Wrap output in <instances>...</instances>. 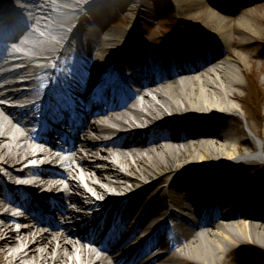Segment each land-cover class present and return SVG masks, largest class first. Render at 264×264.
<instances>
[{
	"label": "bare ground",
	"instance_id": "obj_1",
	"mask_svg": "<svg viewBox=\"0 0 264 264\" xmlns=\"http://www.w3.org/2000/svg\"><path fill=\"white\" fill-rule=\"evenodd\" d=\"M114 1L125 6L131 0H0V36L5 35V45L0 50V100L26 105V110L21 111V106L0 103V164L10 168L7 176L14 182L9 186L0 180L4 186L2 192L10 188L19 197L27 192L25 180L32 168L22 169L21 165L33 156L28 147L38 149L36 156L43 158L41 167H33L41 176L32 183L35 194L25 198L30 202L26 211L36 223L27 215L13 217L16 206L11 201L17 203L15 196L9 197L11 201L5 199L7 203L0 199V264H260L264 259V205L257 204L258 199L253 200L250 187L261 188L260 195L264 196V134L259 141L243 135L236 118L241 111L237 102H244V97L237 91L243 83L234 63L239 64L245 58L232 49L249 51L263 36L250 19L240 16L236 22L223 20L212 8L236 17L240 11L250 9L251 5L246 4L252 0H225L224 3L170 0L179 19L176 29L181 36L179 44L204 50L197 43H206L205 39L211 37L222 47L215 50L216 55L208 62L157 76L150 70L145 73L139 54L151 62L172 46V40H163L162 49L153 51L152 47L159 44L153 35L141 39L153 43L151 46L139 48L132 42L137 38L138 29L150 24L154 17L149 9L151 3L137 0L130 25L120 21L119 28H115L111 26L113 21L96 14L97 10L105 13ZM90 14H94V19ZM253 17L264 22L263 16L253 13ZM97 22L101 26L95 28ZM76 51H83L84 68L89 71L108 67L111 74L101 86L109 84L112 74L134 60L137 79L126 78L135 88H129L128 98L114 108L81 120L77 140L70 145L72 160L64 161L52 148H47L51 135L45 147L41 146L44 142L37 141L19 146L26 138L33 140L36 132L28 133L26 129V133L20 134L17 130L14 138L9 133L17 123L26 128L33 125L37 118L29 114L45 98V86L33 83L37 81L30 71L34 68L48 72L52 74L48 76L50 81L64 77L66 71L60 70L63 64H72L66 56L75 55ZM32 61H40L41 65L32 66ZM20 63L21 67L11 69ZM21 78L23 81L18 80ZM7 88L11 90L4 92ZM121 95L117 83L115 96ZM94 106L90 113H95ZM218 123L226 125L225 133L219 134ZM179 125H183L182 133L169 132L170 126ZM249 125L258 132L256 126L250 122ZM52 163L71 164L75 178L81 170L82 182L98 196L112 191L129 196L120 202L126 218L136 213L133 208L147 202L146 199H152L151 207L141 215L143 219L128 239L122 232L110 235L101 248L98 246L101 254L97 255L94 247L87 248L88 244H98L97 231L89 235L80 232L92 219L85 214L82 195L91 194L81 181L75 180L62 191L67 174L65 170L53 168ZM15 167L19 169L16 171ZM223 168L231 171L224 178L230 185L235 184L231 188L237 190L235 194L226 193V181L215 178ZM167 175H172L171 179L166 180ZM202 177L208 179L194 184L193 179ZM75 188L81 195L71 191ZM208 190L221 192L214 203L228 208L221 212L211 209L208 202L212 199L201 206L200 197ZM136 191L138 194L130 197ZM257 194L255 191L254 196ZM51 199H56V218L37 216L33 207ZM92 199L95 200L93 196ZM68 201L76 204L78 210H69ZM245 202L251 209L233 206ZM195 216L200 223L192 222ZM67 218L75 229L66 224L61 226V220ZM177 219L186 221L192 228L174 224ZM16 222L25 223L19 232L14 229ZM168 230L173 233V239L161 245L158 237ZM150 233L152 236L143 244L131 248L137 237ZM141 241L142 238L138 243ZM149 248L157 253L150 255ZM235 250L238 255L234 258L231 253Z\"/></svg>",
	"mask_w": 264,
	"mask_h": 264
},
{
	"label": "rangeland",
	"instance_id": "obj_2",
	"mask_svg": "<svg viewBox=\"0 0 264 264\" xmlns=\"http://www.w3.org/2000/svg\"><path fill=\"white\" fill-rule=\"evenodd\" d=\"M96 1V0H93ZM136 1L137 0H131L128 2L127 5H122L119 2H111L109 7L107 8V15L106 18L110 19L111 23L113 21V24H111V26H115V28H119V22L124 21V24H128L127 26L130 25L129 21L131 19L132 16V12L134 11V8L136 6ZM218 2L224 3L225 0H216ZM148 4L151 3V5H149V9L151 10V12L153 13V18L150 24L138 29V31L136 32L137 38L133 39V45L137 46V47H142V46H151L150 42H143L141 41L142 38L146 37V36H152L156 37V39L159 40V44L158 46H162L163 44V40L165 39H170L172 40V42H174V40H176V38L179 36L181 37L179 34L176 33V29L178 27L179 24V19L177 14L174 12V9L172 8V6L170 5V0H147ZM246 5H251L250 9L246 10V11H240L239 15L236 17L224 14L222 12H220L217 8L212 7L216 12H218L221 15V18L223 20H232L233 22H236L240 16H243L247 19H250L251 22L253 21V23H255L261 30V36L262 37V41L259 42L258 44L256 43L254 45V47H252L251 50L247 51V50H240L239 48H233L232 52H241L242 55L244 56L245 60H242L238 63H234L237 71H238V76L241 79L242 83H243V87L242 88H237L236 90L243 95L244 97V102H237L240 106H241V111L240 113H237L236 118L240 123V127L243 131V135L251 137L253 140L255 141H259L262 140V136L264 134V22L263 21H255V17H253V13L254 14H258L260 16L264 17V0H252L250 2H247ZM56 8V7H55ZM238 13V12H236ZM94 19V17H92ZM114 18H116V21L114 22ZM252 18V19H251ZM117 22V25H115V23ZM123 25V24H121ZM208 33V32H206ZM81 35V34H80ZM80 35H78V38L81 40ZM178 37V38H179ZM149 38V37H148ZM251 39V38H249ZM145 40V38H144ZM28 53H30V51H28ZM232 53V54H233ZM69 56H66V58L68 59ZM225 58V57H224ZM38 64H41V62H36ZM52 65L54 64L53 62ZM21 65L23 64H17L14 67H11V69L15 68V67H21ZM64 65V64H63ZM65 66H63V68H61L60 70H64ZM23 81V78L18 79ZM128 86H130L131 88H135L134 85H132L130 82L127 83ZM159 85H161V83H159ZM11 89L7 88L5 89L4 92H8ZM152 95V94H151ZM0 103L4 104L7 106L9 104L13 106H21L22 109H20L21 111L26 110L25 106L22 103H18L20 105H17L16 103H11L8 102L6 100H0ZM1 112V110H0ZM27 118L25 117V120ZM249 122L251 124H253L254 126L257 127L258 132H255L249 125ZM0 126H2L0 124ZM28 128V127H27ZM26 127H22L21 124H16L15 125V129L14 131H12L11 133H9V136L11 138H14V135L18 132L20 134L26 133ZM18 130V131H17ZM17 131V132H16ZM113 137V136H112ZM24 143L27 144H34L32 142L31 138H26L25 141H22L20 145H24ZM59 143V141H58ZM58 145V144H57ZM43 147H45L44 145H42ZM37 148H39V146H37ZM48 149L52 148L53 152L55 153V155H59L60 157H62V160L66 161V160H72L74 154L73 153H64L62 150H60L58 148V146H56V144H53V146L48 145L47 146ZM27 151H29L31 153V157H29L28 159H25V161L22 163L21 168H32V170L28 171V176L29 178L27 180H25L27 182V192H25L24 194H22V196H28L30 194H35V190L34 189V184H32L35 180H38L41 178V176L39 175L38 172H35V169H33V167L35 166H42L43 165V158L41 157H37L36 155L38 154V149L31 147L27 148ZM99 156H101V154H99ZM104 157V156H103ZM94 159V158H93ZM95 160V159H94ZM72 164H76V161H73ZM99 164L100 167H103L104 164L101 163H97ZM51 166L57 170H65L67 176L65 177V179H63V185L61 187L62 191L65 188H69V184L72 180H75L76 182L81 181L80 183L83 185L86 184L85 182H82L83 179V172L81 170L80 173L77 175V178L73 177V173L75 172V169L72 168L71 164H65V165H60V163H52ZM9 167H5L4 165L0 164V180L5 183L6 185H12L14 182L11 180V178L9 176H7V172H9ZM16 171L17 169H19V167H15L14 168ZM225 169V168H223ZM222 169V170H223ZM73 171V173H72ZM89 173V172H88ZM82 174V175H81ZM172 175H167L166 176V180L167 179H171ZM100 183V182H99ZM165 184V180L162 182ZM19 184V183H16ZM101 185H103L104 187H106L105 184L100 183ZM4 186L0 183V199L7 203L6 196H14L16 195L14 191H11L10 188H5V191L2 192ZM107 188V187H106ZM89 190V188H88ZM71 191H76V193H78L79 195H81V192L78 191L76 188L71 190ZM42 192V191H41ZM5 194V195H4ZM18 195V194H17ZM19 196V195H18ZM18 196H15L16 198H18ZM56 199H51L50 201H44L46 203V205H43L45 211H51L54 213H58L54 207V201ZM21 199L18 198V204H19V212L16 214L15 217H19L21 215H27V216H31L28 212L25 213L26 210V204H25V200L22 201ZM9 204V203H8ZM10 205V204H9ZM25 206V208H24ZM67 206L69 207V210H78L77 205L76 204H70L69 201L67 203ZM36 208V206L34 207ZM14 214V213H12ZM46 214V213H45ZM43 212V215H45ZM69 219H63V223L61 224V226L65 225V222L67 223ZM80 220V218L78 219V221ZM31 223V222H30ZM71 223V222H68ZM70 226L73 227L72 224H69ZM21 226H25V223L22 222H16L14 229L15 231H20ZM48 230L49 227H47ZM73 229H75V227H73ZM202 230V229H201ZM77 241L79 239H76ZM88 247H94L90 244L87 245ZM24 249V248H22ZM97 251V250H96ZM101 252L97 251V255H100ZM231 255L235 258L238 255V251H233L231 253ZM81 259V258H80ZM81 261V260H80ZM25 264H28L27 262ZM260 264H264V259L260 262Z\"/></svg>",
	"mask_w": 264,
	"mask_h": 264
}]
</instances>
